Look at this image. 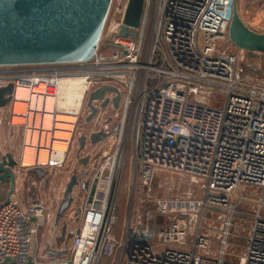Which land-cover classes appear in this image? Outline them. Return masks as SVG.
<instances>
[{
    "label": "built area",
    "instance_id": "obj_1",
    "mask_svg": "<svg viewBox=\"0 0 264 264\" xmlns=\"http://www.w3.org/2000/svg\"><path fill=\"white\" fill-rule=\"evenodd\" d=\"M233 2L153 0L148 33L144 29L141 42V29L137 39L121 36L123 12L121 23L103 44L101 37L91 60L40 64L32 69L11 66L0 74V89L10 83L14 86L8 108L9 124L16 128L20 126L11 124L12 102L17 89L31 81L34 86L56 89L61 79L84 78L86 96L106 85L119 89L124 94L122 106L133 119V193L152 199L156 216L169 221L162 226L154 220L147 226L149 215L136 220L131 214L125 239L117 238L116 187L126 151L118 146L97 165L91 202L90 190L84 192L81 221L71 238V259H39L36 239L48 209L40 201L24 204L13 196L0 209V264H99L102 257L116 258L123 246L124 264H264V85L246 75L245 50L222 49V44L231 43ZM104 50L109 53L103 54ZM115 96L109 94L111 101ZM25 133L24 129V142ZM22 154L19 168L24 167ZM3 155L0 150V161ZM159 170L188 177L199 196L191 188L179 197H153L152 184ZM247 188L255 194L254 189L260 191L252 196L257 201L253 214L240 211L251 199L245 194ZM144 201L140 197L139 206ZM214 212L225 219L216 255L210 252L212 239L204 227L206 217ZM237 216L249 218L251 225L244 251L233 262L227 259V247Z\"/></svg>",
    "mask_w": 264,
    "mask_h": 264
},
{
    "label": "rangeland",
    "instance_id": "obj_2",
    "mask_svg": "<svg viewBox=\"0 0 264 264\" xmlns=\"http://www.w3.org/2000/svg\"><path fill=\"white\" fill-rule=\"evenodd\" d=\"M152 1L153 0H151V3ZM128 2L129 0H113L107 24L104 29V39L102 41V44L105 42L107 35L112 32V30H116V26L121 23L122 13H125ZM151 3L148 11V21L145 27L146 35L148 33L152 16ZM238 10L242 20L249 28L258 33H264V0H238ZM222 49L232 52L237 51V47L231 45L230 42L222 44ZM105 52L109 53V51L104 50L103 54ZM237 52L239 53V50ZM243 56L244 59L242 61V65L246 70V75L255 83L264 85V53L251 54L248 51H244ZM34 66L35 65H28L27 68L31 67L32 69ZM11 68V66H0V74H5L7 70ZM213 98L215 101L217 100V97ZM88 99L89 95L85 97L84 104L77 122V129L75 127L71 128V130L73 131L74 129H76V135L81 133L85 127L86 116L88 114V111L86 109V102L88 101ZM122 102H124V94ZM8 106L6 108H0V150L4 155L6 153H12L16 160L19 161L23 150L24 129L21 127H12L9 124L10 108H8ZM132 121L130 120V128L128 130V133H126L124 136V145L120 146L121 152L123 151V148L126 149V151L124 152L125 158L122 167V175L119 177V182L116 187L118 222L115 225L114 233L117 238L122 241L125 239V235L129 226L128 222L131 219V214L133 215V219L136 218V220L138 218L145 219V217L149 215V222L147 223V226L152 224L154 220L156 223L158 222L162 226L165 223L169 222L162 217L159 218L158 216H156V210L152 199L148 198V196H146L145 194L133 193L134 185L136 184V177L134 175V160L133 158H131L133 125ZM70 133H72L73 135H70L69 137V139H71V142L70 146L68 147V152L64 163L61 166H49L46 168H41L48 173L45 177L40 179L38 175L32 171L36 168L21 167L17 168L16 170L20 179L19 181L21 183V188L23 190V195L21 196L20 194L23 203L30 204L34 201H40L41 203H44L48 209L46 213L47 216L50 215L48 223L40 229L38 235V242L40 243V248L42 250L41 254L39 255V259L42 262L56 260L53 256L46 254V250H51V248L53 250L55 249L57 252L63 253L62 256L56 258H59L60 260L71 259V238L79 227V223L82 217L81 205L85 201V194L82 191L81 186H79L73 191L71 206L69 210L61 217L60 221L57 220L59 209L64 201V193L68 183L71 180V177L78 175V180L80 178V185L81 182L85 179L84 177H80L81 173H83L84 167L80 165L76 159L77 147L76 141H73L74 132ZM116 142L117 139H111L101 144L97 148L98 150H100V153L98 152L99 157L96 164H98L106 154H111L117 150L118 146ZM93 150L94 149L91 150V153ZM191 188L197 193L196 195L199 196L200 193L198 192L197 187L191 185V181L188 177L181 176L173 172L159 170L156 172L152 184V195L155 198L179 197ZM250 190L251 188H247L245 194L248 195V197H251V199L248 200L245 205L240 206V211L246 214L255 213V205L257 201L253 199V195L258 196L260 194V191L257 189L254 190H256L258 194H255V192ZM15 193L16 191L14 192V194ZM239 194L240 191L235 192L234 198L237 199L239 197ZM140 197H143L145 201L142 202V204L139 206ZM206 218L207 220L204 222L205 232L212 239L210 252L212 255H216L217 250L220 247V237H222V233L224 230L223 223L225 219H223V217H221V215H219L217 212L210 213ZM250 225L251 220L247 217L237 216L232 220L227 247L228 260L237 262L242 255L245 244L247 242ZM48 228L52 230L51 234L48 233ZM130 246L131 244L127 245V250ZM124 250L126 251V248L123 246L117 252L116 258L108 257L107 259L111 260H109V262L107 260V264H124Z\"/></svg>",
    "mask_w": 264,
    "mask_h": 264
},
{
    "label": "water",
    "instance_id": "obj_3",
    "mask_svg": "<svg viewBox=\"0 0 264 264\" xmlns=\"http://www.w3.org/2000/svg\"><path fill=\"white\" fill-rule=\"evenodd\" d=\"M113 0H0V66L78 63L91 60L99 47ZM149 0H129L120 30L122 37L138 38L140 42L149 11ZM229 39L238 49L249 53H264V33L249 28L238 10V0L233 2V14L229 28ZM252 56V55H251ZM13 84L0 89V108H6L12 100ZM116 94L114 99L106 93ZM102 102L105 109L109 103L115 110L120 108L121 95L117 88L103 86L93 92L88 100L92 111L87 121L97 113L93 102ZM95 142L103 141L107 135L98 133ZM19 163L12 153H6L0 161V182L9 184L7 199L0 203V209L7 205L16 190ZM40 179L48 173L40 168L32 170ZM80 184L77 176L68 183L64 201L57 220L69 210L72 194ZM97 180L90 189V202L96 192ZM86 189V183L82 184ZM34 221V220H33ZM153 233L150 234L152 239ZM53 257L62 252L47 251ZM54 264H72L64 261Z\"/></svg>",
    "mask_w": 264,
    "mask_h": 264
},
{
    "label": "bare ground",
    "instance_id": "obj_4",
    "mask_svg": "<svg viewBox=\"0 0 264 264\" xmlns=\"http://www.w3.org/2000/svg\"><path fill=\"white\" fill-rule=\"evenodd\" d=\"M34 83H27L26 88L19 87L12 102L11 124L26 132L22 166L61 165L70 146L69 137L73 135L71 128L78 122L86 97V79L64 78L57 83L56 89L44 84L34 86Z\"/></svg>",
    "mask_w": 264,
    "mask_h": 264
},
{
    "label": "flooded vegetation",
    "instance_id": "obj_5",
    "mask_svg": "<svg viewBox=\"0 0 264 264\" xmlns=\"http://www.w3.org/2000/svg\"><path fill=\"white\" fill-rule=\"evenodd\" d=\"M108 86L116 88L115 86L112 85H108ZM109 94L111 93L107 92L106 97H109ZM120 95H121V101H120V108L118 110L114 109L111 102L109 103L108 107L105 109L101 108L102 102H98V101L93 102L94 107H96L98 111L90 121H87V119L91 115L92 111L88 107V101H87L86 109L88 111V114L86 116L85 127L82 130V132L79 133L78 135H76L77 126L74 131L73 141H76V147H77L76 159L78 163L84 167L83 173H81L80 177H84L85 179L81 182V185L79 184L83 192L90 190L95 180H97L94 179L95 171L98 165L96 164L98 162L97 160L99 157L98 152L100 153V150H98L97 148L108 140L114 138L119 140L120 137H122V134H124L125 136V134L128 133L129 123L131 119L128 114V109L126 106H124V109L121 110L123 96L121 93ZM116 117H120L119 118L120 123L116 122L117 121L115 120ZM98 133H104L107 135V137L103 141H98L94 143V140L98 139V136H94V135ZM92 149H94L92 151V153L94 152L93 154L91 153ZM83 183H86V189L82 188Z\"/></svg>",
    "mask_w": 264,
    "mask_h": 264
},
{
    "label": "crops",
    "instance_id": "obj_6",
    "mask_svg": "<svg viewBox=\"0 0 264 264\" xmlns=\"http://www.w3.org/2000/svg\"><path fill=\"white\" fill-rule=\"evenodd\" d=\"M124 109V106H122V108H121V110H123ZM122 112V111H121ZM128 114H129V116H130V113L128 112ZM119 118L120 117H116L115 118V120H117L116 122H118V123H120V120H119ZM129 128H130V124H129ZM1 139V138H0ZM114 140H116V138H114ZM1 141V140H0ZM116 144H117V146H122V145H124V134H122V137H120V139L118 140L117 139V142H116ZM16 173H17V171H16ZM20 179H19V177H18V173H17V186H16V193L13 195L14 196V199H17V200H20V201H22V193H23V190H22V188H21V183H20V181H19ZM1 184H0V193L4 190V188L6 187V185L3 183V182H0ZM20 194H21V196H20ZM23 202V201H22ZM49 219H50V215L49 216H46V220H45V222L43 223V224H41L40 225V227H39V229H38V234H37V239H36V254H38V255H40L41 254V252H42V250H41V248H40V243L38 242V235H39V231H40V229L43 227V226H45L47 223H48V221H49ZM35 221V220H34ZM47 231H48V233H52V230H50V228H48L47 229ZM47 251H56L55 249L53 250L52 248H51V250H46V254L47 255H49L48 253H47ZM57 252V251H56Z\"/></svg>",
    "mask_w": 264,
    "mask_h": 264
},
{
    "label": "trees",
    "instance_id": "obj_7",
    "mask_svg": "<svg viewBox=\"0 0 264 264\" xmlns=\"http://www.w3.org/2000/svg\"><path fill=\"white\" fill-rule=\"evenodd\" d=\"M4 184L6 185V188H4L3 192L0 193V203H4L6 201L7 193L9 191V184L8 183H4ZM107 258L108 257H102L99 264H107V260H108V262H109V260H111V259H107Z\"/></svg>",
    "mask_w": 264,
    "mask_h": 264
}]
</instances>
